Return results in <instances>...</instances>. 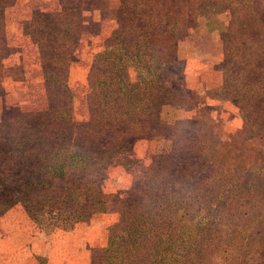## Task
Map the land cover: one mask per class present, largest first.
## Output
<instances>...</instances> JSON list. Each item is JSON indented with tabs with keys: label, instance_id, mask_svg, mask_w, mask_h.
<instances>
[{
	"label": "rangeland",
	"instance_id": "1",
	"mask_svg": "<svg viewBox=\"0 0 264 264\" xmlns=\"http://www.w3.org/2000/svg\"><path fill=\"white\" fill-rule=\"evenodd\" d=\"M69 1L80 6L84 27L75 31L76 49L67 61L55 59L48 41H37L36 34L33 37L24 31L23 20L35 16L36 10L55 12L60 0H15L6 8L5 25H0L1 129L27 130L36 116L67 108L73 121V139H78L85 125L99 121L105 110L103 101L109 95L105 80L111 69L112 82L124 85L128 100L133 95L132 84L138 81V73L127 57L129 29L124 13L119 11L129 8V0L127 4L102 0L99 8L89 0ZM163 2L182 18L179 29L169 33L167 43L141 26L132 30L130 37L132 42L143 38L162 41L168 46L169 57L175 53L178 62L165 68L163 78L173 93L171 101L178 105L162 106L161 124L152 133L141 132L125 141L123 154L129 161L107 168L104 189L109 197L102 211L85 216L90 192L70 188L58 176L52 185L54 206L42 214L49 226L47 232L37 229V241L29 248L35 253L18 256L19 261L13 257L7 263L1 260L0 264H37L43 259L46 264H91L95 251L107 245L111 227L129 220L125 203L129 211L134 204L129 198L138 189V182L148 177L149 169L162 159L167 164L177 163L181 150L175 160L170 153L178 142L189 147L192 158L205 160L208 165V172L195 169L194 178H199L187 188L196 195L190 211H202L200 224H206L209 232L216 213L213 196L219 198V204L224 202L232 188L229 179L254 185L256 191L247 212L259 214L256 264H264V207L258 200L264 193V0ZM121 27H125L124 32L113 34ZM106 56L121 60L115 58L109 63ZM112 95L117 97L115 92ZM180 120L190 122L176 124ZM169 172L161 176L160 191L171 180ZM235 190L231 192L237 197ZM185 191L180 188L181 194ZM185 196L180 197L183 204ZM11 214L20 219L19 213ZM225 222L221 218L218 227ZM3 224L7 223L0 222V249L11 241ZM228 238L233 241L225 237L224 244L238 240L237 236ZM251 259L254 257L242 256L239 264H250Z\"/></svg>",
	"mask_w": 264,
	"mask_h": 264
},
{
	"label": "trees",
	"instance_id": "2",
	"mask_svg": "<svg viewBox=\"0 0 264 264\" xmlns=\"http://www.w3.org/2000/svg\"><path fill=\"white\" fill-rule=\"evenodd\" d=\"M14 1L0 0L2 27L6 8ZM89 1L99 8L102 0ZM121 3L127 4L128 0H121ZM119 11L124 13L125 27L127 25L129 29V42L127 47L125 45L127 57L138 73L129 100L123 92L124 85L120 87L112 82L114 73L111 69L105 80L109 94L103 101L105 110L99 121L85 125L78 139H73V121L67 108L36 116L35 122H28L27 130L0 127V222L7 223L3 226L11 237L8 247L0 249V261L7 263L12 257L19 261L18 256L35 253L29 248L37 241V229L47 232L49 226L42 214L54 206L52 185L58 176L63 178L66 186L85 188L90 192L85 216L102 211L109 197L104 189L107 168L118 161H129L127 154H123L127 147L125 141L141 132L152 133L161 124L162 106L178 105L171 101L173 93L166 87L167 79L163 78L165 68L171 62H178L177 56L173 53L169 57L168 46L153 38L132 42L130 33L141 26L153 35L162 36L167 43L169 33L179 29L182 18L167 8L163 0H129V8ZM23 22L25 33L33 37L36 34L37 41H48L59 61H67L73 56L77 40L75 31L84 27L80 6L69 0H60V7L52 13L36 10L35 16ZM125 27L115 29L113 34L124 32ZM115 58L121 60L106 56V61L112 63ZM121 68L125 72L124 64ZM113 92L117 97L112 95ZM188 121L180 120L176 124ZM178 150L181 152L177 163L167 164L162 159L156 167L149 169L147 178L138 182V189L129 198L134 203L129 206V211L125 203L129 220L111 227L107 245L95 251L91 264H239L242 256L254 257L250 264L257 263L259 248L255 231L259 227L256 225L259 214L247 212V205L252 204L250 200L256 191L254 185L229 179L232 188L224 202L219 204V198L213 196V202L217 204L209 232L206 224H200L202 211H190L196 195L192 188H187L199 178H194L197 175L195 169L208 172V165L205 160L192 158L189 147L181 142L170 153L173 160L178 158ZM166 172L170 173L171 180L165 183V190L160 191L161 176ZM169 188L171 190L167 191ZM180 188H185V194H181ZM233 188L239 194L237 197L231 192ZM258 200L264 207V193L258 195ZM17 204L20 206H14ZM249 208L254 210L255 206ZM11 213H19L20 219ZM221 218L226 222L218 227ZM234 236L238 237L234 244H224L225 237L228 241V237ZM37 264L46 263L43 259Z\"/></svg>",
	"mask_w": 264,
	"mask_h": 264
}]
</instances>
